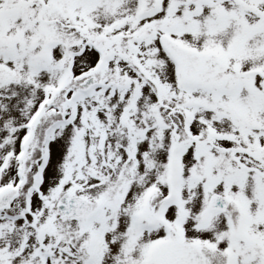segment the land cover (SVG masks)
<instances>
[{
  "label": "snow or ice",
  "instance_id": "6c2138e0",
  "mask_svg": "<svg viewBox=\"0 0 264 264\" xmlns=\"http://www.w3.org/2000/svg\"><path fill=\"white\" fill-rule=\"evenodd\" d=\"M0 264H264V0H0Z\"/></svg>",
  "mask_w": 264,
  "mask_h": 264
}]
</instances>
